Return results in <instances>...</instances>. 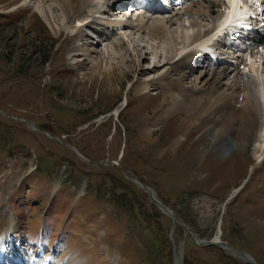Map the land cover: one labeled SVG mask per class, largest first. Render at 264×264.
<instances>
[{
    "label": "rangeland",
    "instance_id": "1",
    "mask_svg": "<svg viewBox=\"0 0 264 264\" xmlns=\"http://www.w3.org/2000/svg\"><path fill=\"white\" fill-rule=\"evenodd\" d=\"M54 5L0 0V236L12 227L18 248L40 260L51 256L55 264H173L181 241L186 264H264V153L255 159L254 139L245 137V143L226 149L230 136L214 145L215 130L204 125L170 149L173 137L185 130L180 111L162 120L152 142L142 141L139 127L156 116L162 91L151 85L145 96H137L130 86L136 80L158 82L168 71L173 62L164 59L167 41L127 27L116 35L129 51L88 29L72 38L80 26L62 18ZM95 8L94 2L90 10ZM153 17L139 14L129 23L149 25ZM179 18L168 24L169 31L183 23ZM188 22L190 34L209 26L195 17ZM96 55L102 60L98 73L90 63ZM243 56V61L264 60V51ZM169 76L173 89L182 85L177 74ZM125 96L127 106L114 114ZM261 111L263 116L264 107ZM184 226L203 241L219 234L231 248L203 246L190 234L185 240Z\"/></svg>",
    "mask_w": 264,
    "mask_h": 264
},
{
    "label": "bare ground",
    "instance_id": "2",
    "mask_svg": "<svg viewBox=\"0 0 264 264\" xmlns=\"http://www.w3.org/2000/svg\"><path fill=\"white\" fill-rule=\"evenodd\" d=\"M52 1L55 4L54 7L56 6L61 13L62 18L67 22L72 21L80 26L73 30L72 38H74L81 35V31L84 29L95 32V26H93L94 22L92 19V13L94 11L92 12V10H90V6L92 3L94 4V1L99 5L102 1L107 0ZM162 1L163 0H160L159 2ZM225 1L226 0H169L162 5L158 4L152 8L147 6L142 7L144 12L155 15V17H153V22L149 25L146 24L140 26L139 24L137 31L140 30L146 32L149 36L155 39L166 40L168 51L166 52L164 59L167 60V62L168 60H171L173 63L170 65L168 71L162 77L158 78V82L136 80L131 84L130 90H133L137 96H145L151 85H157L158 88L161 89L163 97L160 104L161 106L158 109L157 114L155 113L156 116L154 119L142 123L138 131L142 141L152 142V133L156 127L161 124L162 120L170 119L173 115L181 111L186 115L185 123H180L182 128L185 127V130L173 137L172 142L169 145L170 149H175L179 144L181 145L187 138L188 134H191L195 129L204 125H211L210 128L215 130L213 139L214 145H216V142L222 137H227V135L230 136L233 143L231 141H226L228 142V147L226 149L233 148L235 145L240 144L241 141L242 143H245L248 136L251 137L250 139H254L253 145L256 150L253 156L259 161L264 153V122L262 120L264 115H261V107H264V62L262 58L258 56L253 59V56H250L252 57L251 59H248L250 57H247V61L246 59L243 61L242 57L227 56L226 59L223 60L221 55L224 53H220L214 58L203 59L199 63V67L194 68L191 63V60L201 52L199 49L201 45L206 46L214 37L222 34L225 29L228 31L229 28L218 30L215 34H212L210 38L194 43L193 41L201 38L203 33L207 34L209 30H205L204 32L198 30L197 32L194 31V34H190L191 30H189L184 23H186L189 18L195 17L208 21L209 25L211 24L213 28L221 16L224 5L226 4ZM246 9L247 11L250 10L249 13H256L251 11L249 6H247ZM37 11L42 20L51 24L50 17L46 13L39 12V9H37ZM234 14L231 16H234ZM179 15L186 17V20L185 18H182L183 23L176 26L177 28H175V30L169 31L168 24H171L173 18L179 17ZM245 17H248V15H245L243 18ZM102 20L104 19L101 18V21ZM148 20H151V18ZM189 23L190 22H188V24ZM110 24H112L111 21ZM129 26V22L126 21L124 29ZM243 26L253 30L256 26L258 27L256 30L259 36L255 40L259 44H262V47L257 49L259 52H255L260 53L261 51H264V22L254 20L250 25L244 23ZM116 34H110L107 38V40H110V44L116 49H119L124 45V49L129 51L127 46L125 47V44H127L124 42L125 40L121 39V37ZM84 38L87 40L91 39L88 34H84ZM234 43L235 44L232 46L233 48L238 52L243 51L246 53L247 50H241V48L238 47L237 42L235 41ZM77 50L78 52L83 51L80 47ZM248 52L251 53V51ZM107 58L109 61L110 56L108 53ZM77 59L80 60L81 58ZM91 60L90 63L94 67V71L96 73L100 72L99 68L102 67L101 57L96 55V57ZM120 63L122 67L127 63L123 54L120 55ZM110 66V62L109 65H104L106 72L109 70ZM158 66L159 62H156L152 68L156 69ZM194 70L199 71L198 76H194ZM110 72L108 73V76L105 77V80L107 81H110V79L113 78L114 72ZM170 72L177 74V82L182 84L176 90L173 89V86L169 81V79H171L169 78ZM188 75L194 76V78L190 84L186 86V84L183 85V80H185ZM125 106H127V96H125L121 104L114 109V114L118 115V112H120ZM261 121L263 122V125L261 124ZM172 122L173 121L169 124L170 126L172 125ZM259 124H261L260 127L262 128L261 131L257 133V126ZM257 134L258 137H256ZM241 189V185L235 188L233 195L238 193ZM161 206H163V204H161ZM161 210L167 213L162 208ZM13 233V229L10 227L0 236V256L2 254V246H5L7 242L12 243L14 241ZM220 238V235L216 234L212 240L221 241ZM223 248L227 249V247ZM37 257L38 254L35 255V258L30 256L25 258L30 259V261H28L29 264H55V259L51 256L41 260H36ZM243 259L244 261L251 263L248 256L243 257ZM69 260L70 259L65 260L64 263H67ZM175 264H180L179 256H176Z\"/></svg>",
    "mask_w": 264,
    "mask_h": 264
},
{
    "label": "water",
    "instance_id": "3",
    "mask_svg": "<svg viewBox=\"0 0 264 264\" xmlns=\"http://www.w3.org/2000/svg\"><path fill=\"white\" fill-rule=\"evenodd\" d=\"M77 155L79 158L81 159H85L83 156L79 155L74 149H72ZM143 187L149 191L150 193V196L151 198H153V191H151L147 186L143 185ZM158 206L160 208H162L164 211H166L170 216H172V218L174 219V221L179 224L177 218L173 215L172 211L169 210L167 207H165L164 205L161 206V202L156 200ZM184 229H185V233L189 232L188 228L186 226H184ZM189 234L194 238V240L198 243V244H202V245H209V244H212V245H218V246H221V247H227V248H231L229 245L225 244L224 242H221V241H213V240H206V241H203L199 238H197L195 235H193L191 232H189ZM239 254L242 256V257H245V256H248L245 252L243 251H238ZM250 258V256H248ZM251 259V258H250Z\"/></svg>",
    "mask_w": 264,
    "mask_h": 264
},
{
    "label": "snow or ice",
    "instance_id": "4",
    "mask_svg": "<svg viewBox=\"0 0 264 264\" xmlns=\"http://www.w3.org/2000/svg\"><path fill=\"white\" fill-rule=\"evenodd\" d=\"M230 6V13L235 12L236 15L228 20V24L231 25L234 22H242L245 15H249L246 9L243 8L242 0H226ZM239 9V11H237Z\"/></svg>",
    "mask_w": 264,
    "mask_h": 264
},
{
    "label": "trees",
    "instance_id": "5",
    "mask_svg": "<svg viewBox=\"0 0 264 264\" xmlns=\"http://www.w3.org/2000/svg\"><path fill=\"white\" fill-rule=\"evenodd\" d=\"M186 258V257H185Z\"/></svg>",
    "mask_w": 264,
    "mask_h": 264
}]
</instances>
